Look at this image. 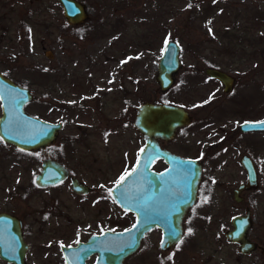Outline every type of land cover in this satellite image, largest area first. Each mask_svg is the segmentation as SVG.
I'll list each match as a JSON object with an SVG mask.
<instances>
[{
    "label": "rangeland",
    "instance_id": "1",
    "mask_svg": "<svg viewBox=\"0 0 264 264\" xmlns=\"http://www.w3.org/2000/svg\"><path fill=\"white\" fill-rule=\"evenodd\" d=\"M79 1L88 19L75 35L56 0H0V69L33 93L28 113L63 123L54 145L43 150L0 140V212L21 219L26 264H64L60 244L134 222L110 189L142 149L133 120L144 101L190 113L191 124L163 146L187 157L203 155L204 173L180 243L163 251L160 230H150L124 264H264V133L239 129L264 117V0ZM168 40L180 45L182 66L162 91L155 77ZM208 67L235 77L231 93L206 74ZM243 154L254 161L259 184L238 203L232 191L246 179ZM47 156L90 186L89 193H73L69 182L36 186ZM246 208L248 237L257 242L248 254L225 237L231 217ZM0 264L13 263L0 257Z\"/></svg>",
    "mask_w": 264,
    "mask_h": 264
},
{
    "label": "water",
    "instance_id": "2",
    "mask_svg": "<svg viewBox=\"0 0 264 264\" xmlns=\"http://www.w3.org/2000/svg\"><path fill=\"white\" fill-rule=\"evenodd\" d=\"M64 14L70 22H80L87 17L84 3L78 0H60ZM75 14H77L75 16ZM45 55L52 58L51 50ZM180 45L173 40L164 43L158 59L156 82L162 91L168 90L175 82V74L181 68L179 59ZM206 74L221 81L224 91L232 90L235 78L214 67H208ZM0 137L3 141L21 150H35L51 144L62 127L61 122H51L28 114L24 105L33 98L31 91L19 86L10 78L0 73ZM192 122L190 113L180 105L166 102L144 101L136 107L133 124L144 138V145L137 159L128 171L123 184L117 188L115 183L110 189L111 196L117 205L135 215L131 226L112 230L105 229L98 234L90 235L85 241L75 245H60L65 264H123L126 257L134 253L141 240L153 228L161 230L159 248L163 251L171 249L182 236V220L187 209L194 203L198 183L201 178L199 162L193 158H183L162 148L158 139L174 138L179 127ZM264 118L257 121H246L240 124L242 131L264 130ZM162 159L166 166L161 170L152 168L154 161ZM179 162H184L183 164ZM242 165L247 171V181L241 183L235 190L236 200H241L239 193L258 186L256 169L250 158L244 155ZM146 174L152 184H147L142 178ZM135 169V171H133ZM191 171L196 173L191 176ZM163 174V177H161ZM67 169L58 161L46 158L41 163L40 172L34 182L39 186L54 185L64 180ZM71 189L76 193H87L90 187L71 178ZM126 192L132 200L128 207L122 200L121 193ZM145 197H151L150 219H145L143 213L137 211L136 204ZM139 221V222H138ZM133 225H136L133 228ZM232 228L225 232L228 241L239 245L241 253H248L256 247L254 241L248 238L252 225L249 212L236 215L231 219ZM131 229V231H126ZM27 243L22 238L21 222L6 212H0V257L13 264H26L25 254ZM122 249V250H121ZM92 263H87L91 256Z\"/></svg>",
    "mask_w": 264,
    "mask_h": 264
},
{
    "label": "flooded vegetation",
    "instance_id": "3",
    "mask_svg": "<svg viewBox=\"0 0 264 264\" xmlns=\"http://www.w3.org/2000/svg\"><path fill=\"white\" fill-rule=\"evenodd\" d=\"M79 1V0H78ZM81 2V1H80ZM56 3L58 4H60L61 5V8H62V14H63V16H64V20H65V22H66V24H65V27L66 28H70L71 27V30H70V33H73V34H75V35H77V33L78 34H82L83 32H79V30H76V32L75 31H73V30H75L76 28L75 27H78L80 24H82L83 22H85L87 19H88V15H87V17L83 20V21H80V22H70L67 18H66V16H65V14H64V9H63V6H62V4L60 3V0H56ZM81 3H83V2H81ZM86 12H87V10H86ZM55 14H57V11L55 10ZM77 14H75V16H76ZM58 20H56V22H57ZM47 50H50V49H45L44 50V55H45V52L47 51ZM52 54H53V52H52ZM46 56V55H45ZM53 56H54V54H53ZM53 56H52V58H53ZM47 57V56H46ZM0 73L1 74H3L4 76H6V77H8V78H10L11 80H13L16 84H18L19 86H22V87H26V88H28L25 84H21V83H19V82H17L16 80H14L12 77H10L9 75H8V72L6 71V70H4V69H0ZM234 77V76H233ZM211 78V77H210ZM235 78V77H234ZM213 79V78H212ZM217 80V79H216ZM218 81V80H217ZM221 84H222V82L221 81H219ZM222 86H223V84H222ZM29 89V88H28ZM233 89V88H232ZM30 90V89H29ZM223 91H224V87H223ZM232 91V90H231ZM231 91H229V92H226V91H224L225 93H231ZM32 93V92H31ZM33 94V93H32ZM33 99V98H32ZM31 101V100H30ZM29 101V102H30ZM27 104V103H26ZM26 104L24 105V110H25V112L26 113H28L27 111H26V109H25V106H26ZM0 111H1V103H0ZM28 114H30V113H28ZM1 115V114H0ZM33 116H35V115H33ZM36 117H38V116H36ZM40 118V117H39ZM264 118V117H263ZM263 118H261V119H263ZM42 119V118H41ZM261 119H258V120H261ZM45 120V119H44ZM46 121H49V120H46ZM134 121V120H133ZM248 121H257V120H248ZM51 122H54V121H51ZM57 122H61V121H57ZM246 122V121H245ZM62 123V122H61ZM191 124V123H190ZM189 124V125H190ZM241 124V123H240ZM240 124H239V129H240ZM134 125V124H133ZM62 126H63V123H62ZM186 126H188V125H186ZM186 126H182V127H186ZM180 128V127H179ZM240 131L241 132H243V133H245V134H248V133H252V132H262V133H264V130H251V131H242L241 129H240ZM59 132H60V130L58 131V133L57 134H59ZM176 134V133H175ZM56 137H58V135L56 136ZM175 137V136H174ZM56 140H57V138H55ZM173 139V138H172ZM172 139H170V140H168V141H171ZM168 141H166V140H163V139H158V142L160 143V146L162 147V148H165V149H167V150H169V151H171L172 153H174V154H176V155H179L180 157H183V158H193V159H196L198 162H199V164H200V167H201V176L203 175V173H204V157H203V155H202V157H187V156H183V155H181V154H179V153H176V152H174V151H172V150H170V149H168V148H166V147H164L163 146V143L164 142H168ZM56 142V141H55ZM55 142H53V143H51V144H49V145H47L46 147H44L45 149L46 148H48V147H51L52 145H54V143ZM143 145H144V138H143ZM44 148H39V149H37V150H43ZM142 148H143V146H142ZM19 149V148H18ZM24 151H29V150H24ZM139 153V152H138ZM244 155H246V156H248L247 154H243L241 157H240V159H239V162H240V164H241V166L243 167V169L245 170V175H246V179H245V181H243V182H239V184L237 185V187L241 184V183H245L246 181H247V171H246V169L244 168V166L242 165V162H241V158L244 156ZM137 156H138V154H137ZM249 157V156H248ZM46 158H51V159H54V160H56V161H58L61 165H63L66 169H67V171H68V175H67V177L64 179V180H62L61 182H59V183H57V184H54V185H48V186H39V185H37L35 182H34V184L36 185V186H38V187H41V188H46V187H52V186H56V185H58V184H61V183H63V182H69V187H70V190L73 192V193H75V194H77V195H84V194H87V193H89V191L87 192V193H76V192H74L72 189H71V186H70V183H71V178L72 177H74V178H76L78 181H80V182H82V183H84V184H86L85 182H83V181H81V180H79L77 177H75V176H73L72 174H71V172H70V170H69V168L68 167H66L62 162H60L59 160H57V159H55V158H52V157H50V156H47V157H45L44 159H46ZM250 158V157H249ZM44 159H42V161L44 160ZM136 159H137V157H136ZM250 160L252 161V163L254 164V167H255V169H256V166H255V163H254V161L252 160V158H250ZM42 161H41V163H42ZM136 161V160H135ZM159 162H161L162 163V165H163V168H165V166H166V164H165V162L162 160V159H160V160H156V161H154V163H153V166H152V168L153 169H155L154 168V165L156 164V163H159ZM135 163V162H134ZM134 165V164H133ZM40 169H41V166H40ZM40 169H39V172H40ZM162 169V168H161ZM161 169H155V170H161ZM38 172V173H39ZM37 173V174H38ZM36 174V175H37ZM35 175V176H36ZM256 175H257V180H258V173H257V169H256ZM34 179H35V177H34ZM201 179V178H200ZM200 182V181H199ZM258 184H259V181H258ZM87 185V184H86ZM88 186V185H87ZM88 187H90V186H88ZM237 187H235V188H233V191H232V195H233V199L236 201V202H238V203H240V202H242L243 200H244V196L242 195V193L243 192H245V191H249V190H252V189H248V190H243V191H241L240 193H239V196L241 197V200H236V198H235V196H234V190L237 188ZM258 187V186H257ZM256 187V188H257ZM91 189V188H90ZM253 189H255V188H253ZM198 192H199V183H198V187H197V192H196V198H195V201H194V203L187 209V211H186V213H185V215H184V217H183V220H182V235H183V232H184V229H183V226H184V220H185V218H186V216H187V214H188V211L195 205V203L197 202V200H198ZM123 211H125V210H123ZM2 212H4V211H2ZM125 212H128V211H125ZM247 212H249V214H250V210L248 209V208H246L245 209V212L244 213H242V214H236V215H245ZM7 213V212H6ZM128 213H131V212H128ZM132 215H133V218H134V220H135V215L133 214V213H131ZM236 215H234V216H236ZM13 216H15V215H13ZM234 216H232V217H234ZM17 217V216H16ZM232 217H231V219H232ZM250 217H251V214H250ZM18 218V217H17ZM252 218V217H251ZM19 220H20V222H21V233H22V238L24 239V237H23V232H22V228H23V223H22V221H21V219L20 218H18ZM231 219H230V224H231ZM132 225V224H131ZM130 225V226H131ZM129 227V226H128ZM251 227H252V225H251ZM127 228V227H126ZM231 228H232V225H231ZM230 228V229H231ZM153 229H158V230H160L159 228H153ZM152 229V230H153ZM103 230H105V229H103ZM103 230H101L100 232H102ZM151 230V231H152ZM227 230H229V229H227ZM226 230V231H227ZM225 231V232H226ZM100 232H95V233H93V234H98V233H100ZM160 232H161V230H160ZM149 233V232H148ZM90 235H92V234H90ZM89 235V236H90ZM88 236V237H89ZM87 237V238H88ZM226 237V236H225ZM86 238V239H87ZM249 238V237H248ZM85 239V240H86ZM181 239H182V236H181V238H180V241H181ZM227 239V238H226ZM250 239V238H249ZM251 240V239H250ZM80 241V240H79ZM79 241H77V242H79ZM142 241V240H141ZM180 241L179 242H177L176 244H174V246L175 245H177V244H179L180 243ZM252 241H254V240H252ZM76 242V243H77ZM255 242V244H256V247L253 249V250H251L250 252H252V251H254L255 249H257V242L256 241H254ZM231 243H233V242H231ZM236 244V243H235ZM60 245H64V244H60ZM140 245H141V243H140ZM159 245H160V242H159ZM238 245V244H237ZM173 246V247H174ZM140 247V246H139ZM172 247V248H173ZM238 247H239V245H238ZM171 248V249H172ZM138 250V249H137ZM136 250V251H137ZM170 250V249H169ZM135 251V252H136ZM250 252H248V253H250ZM261 252L264 254V249H262L261 250ZM248 253H244V254H248ZM126 259V258H125ZM94 260H92V261H89V259L87 260V263H92ZM64 264H65V261H64ZM123 264H124V262H123Z\"/></svg>",
    "mask_w": 264,
    "mask_h": 264
},
{
    "label": "snow or ice",
    "instance_id": "4",
    "mask_svg": "<svg viewBox=\"0 0 264 264\" xmlns=\"http://www.w3.org/2000/svg\"><path fill=\"white\" fill-rule=\"evenodd\" d=\"M0 98H2V94H0ZM261 123H264V122H261ZM3 137H0V140H2ZM143 152V150H141ZM181 164H183L184 162H179ZM146 168H147V165L145 166V174L144 176L142 177L145 182L147 184H152V180L151 179H148L147 177V174H146ZM135 171V169L133 170ZM191 176L192 177H195L196 173L194 171H191ZM132 175L131 172H125L123 175H121V177L119 178V181L117 182V188L119 189L120 185L123 184V182L126 180V178L128 176ZM161 177H163V174H161ZM121 197H122V200L123 202L128 206V207H132L133 204H132V200L131 198L127 195L126 192H122L121 193ZM151 199V197H145L140 203L136 204V208H137V211L141 212L144 214L145 216V219H150V205L148 204V201ZM139 222V221H138ZM136 225H133V228H135ZM126 231H131V229L129 230H126ZM191 231V230H189ZM122 250V249H121Z\"/></svg>",
    "mask_w": 264,
    "mask_h": 264
}]
</instances>
